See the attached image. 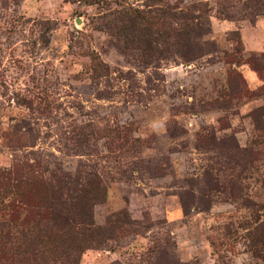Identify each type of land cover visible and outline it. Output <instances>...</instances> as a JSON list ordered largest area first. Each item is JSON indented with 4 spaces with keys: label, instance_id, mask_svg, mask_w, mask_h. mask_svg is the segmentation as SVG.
<instances>
[{
    "label": "rangeland",
    "instance_id": "rangeland-1",
    "mask_svg": "<svg viewBox=\"0 0 264 264\" xmlns=\"http://www.w3.org/2000/svg\"><path fill=\"white\" fill-rule=\"evenodd\" d=\"M256 7L0 0V221L9 203L19 206L18 228L19 218L41 216L52 174L92 172L93 223L103 227L121 210L131 223L74 264H264V143L252 117L264 103V73L253 68L264 67V13ZM187 8L209 20L203 46L163 52L157 32L154 41L142 34L150 28L138 13L147 20ZM14 247L0 246V264H23Z\"/></svg>",
    "mask_w": 264,
    "mask_h": 264
},
{
    "label": "trees",
    "instance_id": "trees-1",
    "mask_svg": "<svg viewBox=\"0 0 264 264\" xmlns=\"http://www.w3.org/2000/svg\"><path fill=\"white\" fill-rule=\"evenodd\" d=\"M256 9L259 14L264 13V0H256ZM196 8L195 11H199ZM191 8L187 11L174 12L171 9L165 12L155 10V14L146 20L141 15L145 24L142 34L147 40L149 37L154 41V32L158 33V40L164 44L163 52L170 51L172 45L203 46L200 43L203 35L210 31L209 20L205 14L196 13ZM205 13V10H202ZM220 13L225 18L229 15ZM137 15L135 18H139ZM141 22V21H140ZM132 26L135 24L129 22ZM176 26V27H175ZM137 29V28H135ZM135 37L141 36L138 32H132ZM167 37V38H166ZM173 39L171 42L169 39ZM157 39V38H156ZM229 40L232 44L239 43V37L231 33ZM157 50V49H156ZM239 51V48H235ZM158 51V50H157ZM230 56V54H228ZM257 73L262 75L263 69L253 64ZM228 95V93H227ZM224 106H227L225 103ZM229 106V105H228ZM254 130L258 133L260 144L264 143V103L252 112ZM213 137V135H212ZM95 174L86 172L84 176L71 175L68 173L64 179L52 174L54 185L48 189L53 195L48 202L40 204L41 216L32 220L24 219L15 224L19 206L14 203L8 205V219L0 221V246L14 247V253L19 255L23 264H46L53 261L62 264H74L78 262L80 254L87 248H102L107 239L113 237V231L122 224H130L131 220L121 210L111 216L107 225L100 227L93 223L91 215L92 197L90 196L91 185L96 181ZM68 183L71 184L68 187ZM57 186L55 191L53 186ZM98 189V186H95ZM113 217V218H112ZM124 218V221L121 219ZM109 231V232H108ZM27 259V260H22ZM28 259H30L28 261ZM31 261V262H30ZM111 264H124L114 261ZM155 264H159L156 262Z\"/></svg>",
    "mask_w": 264,
    "mask_h": 264
}]
</instances>
